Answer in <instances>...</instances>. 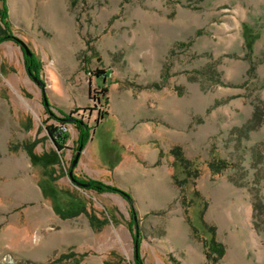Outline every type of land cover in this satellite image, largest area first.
I'll return each instance as SVG.
<instances>
[{
	"label": "rangeland",
	"instance_id": "obj_1",
	"mask_svg": "<svg viewBox=\"0 0 264 264\" xmlns=\"http://www.w3.org/2000/svg\"><path fill=\"white\" fill-rule=\"evenodd\" d=\"M4 2L0 264H264V0Z\"/></svg>",
	"mask_w": 264,
	"mask_h": 264
},
{
	"label": "trees",
	"instance_id": "obj_2",
	"mask_svg": "<svg viewBox=\"0 0 264 264\" xmlns=\"http://www.w3.org/2000/svg\"><path fill=\"white\" fill-rule=\"evenodd\" d=\"M7 6L3 0L2 2V8L0 11V23L3 25V28H1L0 26V42H2L3 40H12L15 41V37L13 36V34H11V32L9 31V22L7 21V16H8V11H7ZM249 27L245 25L244 27V33H245V47L248 51L252 50L253 47V43H254V34L251 33L249 31ZM26 59V68L27 70L30 71H36L39 68V64L38 62L35 60V58L33 57V55L25 56ZM107 75V74H106ZM60 123H64V118H60ZM80 129V136H79V141L80 143L84 142V132H82V128H80V126H78ZM46 130L48 135L50 136L51 140L53 141L54 145L56 146L57 150H62L63 148H65V141L67 139V134L64 130H60L57 126H54L53 124L50 125H46ZM31 145L27 146V150L29 151V154L34 157V155L31 152L30 149ZM174 153V152H173ZM54 154H56V152L54 151ZM175 155H178V153H175ZM177 160L181 163V165L183 167H186V160L183 158H177ZM210 166L212 168L213 171H220L223 168H226L228 166V163L225 160H218L216 162H212L210 163ZM89 186L97 191L100 192H121L124 193L122 190H120L119 188H117L116 186L112 185V184H108L105 183L103 181L100 180H95V179H89ZM210 233V237L206 240H203V248H204V254H205V258L208 262H214L219 260L223 254H224V246L222 245V243H220L219 241L216 240L214 232H213V228H211V230L209 231ZM135 256H134V264H142V260L140 258V254H139V236H135ZM62 256H60L59 258H56V260L60 261ZM62 260V259H61ZM76 261V260H74ZM79 261V259H77V262ZM16 264H38V263H31L29 261H25V262H19Z\"/></svg>",
	"mask_w": 264,
	"mask_h": 264
},
{
	"label": "water",
	"instance_id": "obj_3",
	"mask_svg": "<svg viewBox=\"0 0 264 264\" xmlns=\"http://www.w3.org/2000/svg\"><path fill=\"white\" fill-rule=\"evenodd\" d=\"M15 37V41L20 44L21 48L23 49L24 53L27 54V55H31L32 52L30 51L29 47L25 44V42L23 40H21L19 37L17 36H14ZM53 142V141H52ZM54 144V143H53ZM55 146V145H54ZM56 147V146H55ZM80 152H81V146L78 147L77 151H76V154H75V157L72 161V164H71V169L69 170V175H72V168L73 166L76 164L78 158H79V155H80ZM74 182H76L77 184L81 185V186H88L89 184L88 183H84V182H81V181H78L74 178H72Z\"/></svg>",
	"mask_w": 264,
	"mask_h": 264
},
{
	"label": "built area",
	"instance_id": "obj_4",
	"mask_svg": "<svg viewBox=\"0 0 264 264\" xmlns=\"http://www.w3.org/2000/svg\"><path fill=\"white\" fill-rule=\"evenodd\" d=\"M60 130H65L66 129V125L65 124H62L60 126H57Z\"/></svg>",
	"mask_w": 264,
	"mask_h": 264
},
{
	"label": "bare ground",
	"instance_id": "obj_5",
	"mask_svg": "<svg viewBox=\"0 0 264 264\" xmlns=\"http://www.w3.org/2000/svg\"><path fill=\"white\" fill-rule=\"evenodd\" d=\"M22 185L28 187V183L25 180L22 181Z\"/></svg>",
	"mask_w": 264,
	"mask_h": 264
},
{
	"label": "crops",
	"instance_id": "obj_6",
	"mask_svg": "<svg viewBox=\"0 0 264 264\" xmlns=\"http://www.w3.org/2000/svg\"><path fill=\"white\" fill-rule=\"evenodd\" d=\"M63 149H64V148H63ZM63 149H62V150H63Z\"/></svg>",
	"mask_w": 264,
	"mask_h": 264
}]
</instances>
